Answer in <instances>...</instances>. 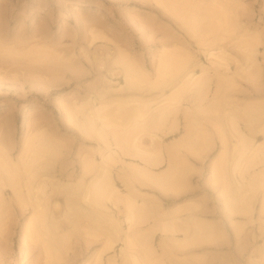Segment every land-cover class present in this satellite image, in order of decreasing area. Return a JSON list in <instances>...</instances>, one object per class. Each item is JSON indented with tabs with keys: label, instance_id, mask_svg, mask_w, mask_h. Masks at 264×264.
<instances>
[{
	"label": "rangeland",
	"instance_id": "rangeland-1",
	"mask_svg": "<svg viewBox=\"0 0 264 264\" xmlns=\"http://www.w3.org/2000/svg\"><path fill=\"white\" fill-rule=\"evenodd\" d=\"M215 1L0 0V264H264V0Z\"/></svg>",
	"mask_w": 264,
	"mask_h": 264
},
{
	"label": "bare ground",
	"instance_id": "bare-ground-1",
	"mask_svg": "<svg viewBox=\"0 0 264 264\" xmlns=\"http://www.w3.org/2000/svg\"><path fill=\"white\" fill-rule=\"evenodd\" d=\"M213 1H215V0H213ZM234 1H235V0H234ZM254 1H255V0H254ZM218 2H219V1H218ZM218 2L215 1L214 4H217ZM227 2L229 3V0H227ZM232 2H233V1H232ZM238 2H240V1H238ZM252 2H253V1H252ZM256 2H257V1H256ZM256 2H255V3H256ZM228 3H226V4H225V3H224V4L222 3V5H223L227 10H229L230 13H231V12H235V11H233V10H235V8L232 10V9H231V5L228 4ZM236 3H237V1H236ZM236 3H235V4H236ZM208 4H210V3H208ZM218 4H219V3H218ZM218 4H217V5H218ZM231 4H232V3H231ZM233 4H234V3H233ZM233 4H232V5H233ZM239 4H240V3H239ZM256 4H258V3H256ZM211 5H212V4H211ZM249 5L251 6L252 4H249ZM208 6H209V5H208ZM250 6H249V7H250ZM213 7H215V6H213ZM233 7H235V6H233ZM233 7H232V8H233ZM241 7H244V8H245L246 6H241ZM208 8H209V7H208ZM238 8H239V7H238ZM238 8H237V10H238ZM246 8H247V7H246ZM251 8H252V6H251ZM215 9H216V8H215ZM210 10H212V9H210ZM213 10H214V9H213ZM222 10H223V9H220V11H222ZM248 10H249V8H248ZM239 11H240V9H239ZM244 11H246V10L244 9ZM261 11H262V10H261ZM261 11H260V12H261ZM223 12H224V11H223ZM226 12H227V11H226ZM240 13H241V14L244 13L243 10H242V12H240ZM250 13H251V11H250ZM258 13H259V11H258ZM263 13H264V10H263ZM227 14L229 15L228 12H227ZM241 14H240V15H241ZM215 15H216V14H214V16H215ZM223 15H224V14H223ZM246 15H247L248 17H250V15H248V13H246V14L243 15V16L246 17V19H247V16H246ZM229 16H230V15H229ZM235 16H236V15H235ZM251 16H252V13H251ZM253 16H254V13H253ZM253 16H252V17H253ZM217 17H218V16H217ZM241 17H242V16H240V18H241ZM252 17H251V19H252ZM260 17H261V16H260ZM214 18H215V17H213V19H214ZM220 18H221V17H220ZM225 18H228V17H226V15H225ZM236 18H237V17H236ZM243 18H244V17H243ZM258 18H259V16H258ZM261 18H262V17H261ZM232 19H234V16H233ZM224 20H226V19H224ZM238 20H239V19H238ZM248 20H250V18H249ZM226 21H227V20H226ZM229 21H230V19H229ZM232 21H233V20H232ZM243 21H244V19H243ZM256 21H257V20H256ZM256 21H255V23L258 22V21H257V22H256ZM260 21H261V20H260ZM263 21H264V20H263ZM215 22H216V21H215ZM235 22H236V19H235ZM246 22H247V21H246ZM261 22H262V21H261ZM252 23H253V22H251V24H252ZM235 24H236V23H235ZM248 24H249V23H248ZM216 25H218V23H217ZM219 25H220V24H219ZM228 25H229V22H228ZM230 25H231V24H230ZM243 25H244V24H243ZM252 25H253V24H252ZM255 25H256V24H255ZM226 26H227V25H226ZM236 26H237V25H236ZM214 27H215V25H214ZM219 27H220V26H219ZM219 27H218V28H219ZM255 27H256V26H255ZM229 28H230V27H229ZM233 29H234V28H233ZM263 29H264V28H263ZM217 30H218V32H219V29H217ZM226 30H227V28H226ZM229 30L231 31V29H229ZM235 30H237V28H236ZM240 30H241V29H240ZM240 30H239V31H240ZM221 31H222V29H221ZM230 31H229V32H230ZM232 32H233V31H232ZM240 32H241V31H240ZM244 32H245V31H244ZM244 32H243V33H244ZM246 32H247V31H246ZM223 33H224V31H223ZM237 33H238V31H237ZM218 34L221 35L222 33L220 34V32H219ZM230 34H231V33H230ZM230 34H229V35H230ZM261 34H262V33H261ZM215 35H216V34H215ZM231 35H232V34H231ZM236 35H239V33L236 34ZM236 35H235V36H236ZM242 35H243V34H242ZM262 35H263V34H262ZM262 35H260V36H262ZM221 36H222V35H221ZM226 36H227V35H226ZM235 36H234V37H235ZM255 36H256V35H255ZM234 37H233V38H234ZM247 37H248V36H247ZM252 37H253V36H252ZM0 38H2L1 33H0ZM217 38L219 39V37H217ZM237 38L239 39V38H243V37H242V36H239V37H237ZM237 38H236V39H237ZM244 38H245V37H244ZM248 38H249V40H246V41L243 43V45L247 46L249 50H251L252 48H255V49H256V46H258V45H256V44H258V42H253V40L251 41V39H253V38H251V39H250V37H248ZM234 39H235V38H234ZM245 39H246V38H245ZM189 40H190V39H189ZM255 40L257 41V40H259V39H256V38H255ZM261 40H262V39H261ZM191 42H192V41H191ZM199 42H200V41H199ZM262 42H263V41H262ZM197 43H198V40H197ZM201 43H202V42H200V44H201ZM239 43H241V42H239ZM239 43H238L237 45H239ZM259 43H260V42H259ZM263 43H264V42H263ZM204 44H205V43H204ZM191 45H192V44H191ZM196 45H197V44H196ZM259 45H260V44H259ZM263 45H264V44H263ZM198 46H199V45H198ZM203 46H204V45H203ZM240 46H241V45H240ZM199 48H200V47H199ZM201 48H204V47L201 46ZM258 48H259V47H258ZM241 49H242V48H241ZM245 49H246V48H245ZM255 49H254V50H255ZM196 50H197V49H196ZM254 50H253V51H254ZM198 51H199V50H198ZM206 51H207V50H206ZM251 51H252V50H251ZM255 51H256V50H255ZM196 53H197V52H196ZM241 53L244 55L243 52H241ZM245 53H247L246 50H245ZM254 53H255V52H253V54H254ZM256 53H257V52H256ZM251 54H252V53H251ZM238 55H240V53H239ZM243 55H242V56H243ZM245 55H246V54H245ZM255 55H256V54H255ZM255 55H251V56H255ZM246 56H247V55H246ZM247 57H248V56H247ZM250 58H251V57H250ZM263 58H264V57H263ZM263 58H262V59H263ZM241 60L243 61V64H247V63H249V61H250V60H249V61H248V60L246 61L245 58H244L245 61L243 60V58H242ZM242 61H240V62L242 63ZM245 62H246V63H245ZM252 63H255V61H253ZM243 64H242V65H243ZM250 64H251V63H250ZM237 65H238V64H237ZM239 66H241V65H239ZM243 66H245V65H243ZM247 66H248V65H247ZM247 66H246V67H247ZM236 67H238V66H236V64H235V68H236ZM244 68H245V67H244ZM252 68H253V67H251V69H252ZM255 68H256V67H255ZM236 69H237V68H236ZM245 69H246V68H245ZM247 69H248V68H247ZM256 69H257V68H256ZM256 69H254V70H256ZM261 69H262V68H261ZM248 70H250V67H249ZM251 71H252V70H251ZM251 71H250V72H251ZM244 72H245V71H244ZM246 72H247V70H246ZM256 72H257V71H255V73H256ZM248 73H249V71H248ZM236 74H238V72H237ZM245 74H246V73H245ZM245 74H243V75H245ZM250 74H251V73H250ZM252 74H254L253 71H252ZM238 75H240V73H239ZM241 75H242V74H241ZM246 77H248V78L246 79L245 87H246V88H249L251 85H254V84L256 85V82H258V84H259V82H260V81H259V80H260L259 78H261V79L264 78V72H261L260 75H258V76H254L253 78H249V76H246ZM250 77H251V75H250ZM221 79H223V78H221ZM221 79H219V80H221ZM244 79H245V78H244ZM219 80H218L217 82H220ZM263 80H264V79H263ZM221 81H222V80H221ZM224 81L227 82V81L224 79V80L222 81V83H223L222 85H223V86H225V85H224V83H225ZM230 81H231V80H230ZM207 83H208V82H207ZM207 83L205 84V86L207 85ZM209 83H210V82H209ZM227 83H228V82H227ZM217 84H218V83H217ZM217 84H216V85H217ZM225 84H226V83H225ZM229 84H231V82H230ZM232 84H233V82H232ZM258 84H257V85H258ZM220 85H221V84H220ZM227 86H228V85H227ZM232 86H233V85H232ZM232 86H230V87H226V88L224 89V91H223V89H222V90H221L220 88H218V89H220V91H223L224 94H225L229 89L232 90ZM206 87H207V86H206ZM216 87H218V86H216ZM251 87H256V86H251ZM256 88H257V87H256ZM200 89H201V87H200ZM233 89H234V88H233ZM216 90H217V89H216ZM231 90H229L228 92H230ZM238 90H239V89H238ZM253 90H254V89H253ZM253 90H252V91H253ZM257 90H258V89H257ZM220 91H219V92L217 91V92L220 93ZM233 91H235V90H233ZM240 91H242V90H240ZM259 91H260V89H259ZM245 92H246V91H245ZM248 92H249V91H248ZM230 93H231V92H230ZM230 93H229V94H230ZM257 93H258V92H257ZM249 94H250V93H249ZM221 95H222V94H221ZM243 95H245V94H243ZM223 96H224V95H223ZM219 97H220V96H219ZM220 98H221V97H220ZM120 102H121V101H120ZM118 103H119V102H118ZM237 103H238V102H237ZM237 103H236V104H237ZM116 104H117V103H116ZM120 104H121V103H120ZM228 104H229V103H228ZM251 104H252V103H251ZM120 106H121V105H120ZM255 106H256V105H255ZM257 107H259V106H257ZM236 108L238 109V107H236ZM240 108H241V107H240ZM257 109H258V108H257ZM241 111H244V109L241 110ZM260 111H261V110H260ZM263 111H264V110H263ZM239 112H240V111H239ZM244 112H245V111H244ZM261 112H262V111H261ZM241 114H243V113H241ZM244 114H245V113H244ZM246 115H247V114H246ZM248 115H249V114H248ZM252 115H253L252 118H251L252 123H254V121H258V120L263 116V114L260 113V112H254V113L252 112ZM249 116H250V115H249ZM245 118H247V117H243V119H245ZM231 121H232V119H231ZM250 122H251V121H250ZM256 123H257V122H256ZM231 124H232V122H231ZM252 125H253V124H252ZM245 126L248 127V128H250L251 125H250V123H248V124L246 123ZM245 126H244V127H245ZM254 126H256V125H254ZM251 127H252V126H251ZM256 127H257V126H256ZM252 128H253V127H252ZM250 129H251V128H250ZM254 130H255V129H254ZM253 132H254V131H253ZM254 133H255V132H254ZM256 133H257V132H256ZM244 142H245V141H244ZM243 145H245V144L243 143ZM241 148H242V147H241ZM246 148H247V146H246ZM246 148H245V149H246ZM242 149H243V148H242ZM243 150H244V149H243ZM238 152H239V150H238ZM240 152H241V150H240ZM11 164H12V163H10L9 165L11 166ZM15 164H16V163H15ZM15 164H12L13 167H14ZM7 166H8V164H7ZM7 166H6L5 168H7ZM10 166H8V167H10ZM15 167H16V166H15ZM7 169H8V168H7ZM4 170H6V169H4ZM13 170H14V169H13ZM6 171H7V170H6ZM8 171H9V170H8ZM9 172H10V171H9ZM97 175H98V174H97ZM100 175H101V174H100ZM104 175H105V174H104ZM101 177H102V176H101ZM103 178H104V177H103ZM105 178H107V177H105ZM105 178H104V180H105ZM2 179H3V178H2ZM94 179H95V178H94ZM94 179H93V180H94ZM104 180L102 181V179H101V180H100L101 183H99V185H98V181H99V180L97 181V178H96V181H97L96 184H97V186H96V184H94L95 181H94V183H91V182H90L91 184H94V185H92V186H94V187H92V186L90 185V186L92 187V189H93V188H95V189L92 191V189L89 188V189H91V192L93 193V195H92L91 192H90V190L87 189V188L90 187V186H88L87 188H85V189H87L88 191L86 190V191L84 192V193L86 194V195L84 194L85 196H83L84 200H85V198H86V199L89 198V200H90V199H93L94 203L100 204V202H102V201L104 200V198H102L103 195H104V191L106 190V187L110 184V182H109L108 179H106V180H108L107 182L104 181ZM100 181H99V182H100ZM3 183H4V182H3ZM107 183H109V184H107ZM107 188H108V187H107ZM113 188H114V187H113ZM88 192H89V197L87 198L86 196H88V194H87ZM105 192H106V191H105ZM108 194H109V193H108ZM110 194H111V193H110ZM91 195H92V198H91ZM106 197H108V196H106ZM108 198H109V197H108ZM39 199H40V198H39ZM102 199H103V200H102ZM105 199H106V198H105ZM89 200H88V203H89V202H90V203L93 202V201H91V200L89 201ZM100 200H102V201H100ZM126 200H128V201H125V204H126V202H127V203L129 202V204L126 205V206L129 207V205L131 204L130 207H132L133 202L130 203L129 199H127V198H126ZM37 201H38V200H37ZM37 201H36V202H37ZM85 201H86V200H85ZM99 201H100V202H99ZM103 202H104V201H103ZM103 202H102V203H103ZM37 203H38V202H37ZM90 203H89V205H90ZM38 204H40V203H38ZM92 204H93V203H92ZM97 204H96V206L93 204V206H95L94 208L99 207ZM35 205H36V203H35ZM39 206H40V205H39ZM90 206H91V205H90ZM100 206H101V205H100ZM130 207H129V208H130ZM127 209H128V208H127ZM36 211H37V210H36ZM131 212H132V210H130V211H129V214H127V216H129V218H130V214H131ZM35 214H36V213H35ZM37 214H38V213H37ZM132 216H133V214H131V217H132ZM170 230H172V228H171Z\"/></svg>",
	"mask_w": 264,
	"mask_h": 264
}]
</instances>
